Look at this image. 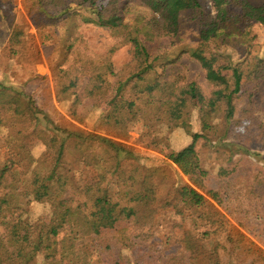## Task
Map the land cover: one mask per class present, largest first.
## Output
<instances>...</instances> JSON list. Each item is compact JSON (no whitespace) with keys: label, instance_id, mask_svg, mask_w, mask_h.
<instances>
[{"label":"trees","instance_id":"16d2710c","mask_svg":"<svg viewBox=\"0 0 264 264\" xmlns=\"http://www.w3.org/2000/svg\"><path fill=\"white\" fill-rule=\"evenodd\" d=\"M97 2L26 0L31 3L26 9L36 28L65 22L59 39L63 59L69 61L71 54L74 58L68 66L53 71L57 100L71 101L72 118L78 121L77 103L100 108L99 129L104 135L55 125L31 95L0 82V129L6 133L7 148L12 149L0 167V264H37L39 259L41 264H264V251L241 230L257 236L256 225L249 221L257 214L252 211L253 203L264 201L260 184L251 189L246 204L232 213L238 227L211 202L223 206L230 189L237 190L241 180H246L252 169H240L244 168L241 161L245 155L235 159L224 154L218 175H213L201 167L196 150L199 140L210 148H224L235 134L238 142L228 144L235 152L249 153L242 146L251 143L252 137L264 150V58L251 57L252 27L264 26V0H210L213 14L207 0ZM0 13L8 17L7 9L0 7ZM187 15H192L198 27L194 44L177 51L151 48L164 38L173 45ZM81 24L106 28L122 44L130 45L132 64L123 75L114 69L116 49L95 60L76 53V45L85 43L78 32ZM17 28L14 26V31L23 36ZM217 41L245 47L247 56L234 60L219 45L213 46ZM9 43L11 57L18 56V46L12 39ZM184 55L200 64L213 87L210 95L197 83L188 82L183 72L166 73ZM225 71L238 72L244 78L242 106L237 102V91L222 77ZM195 111L199 113L200 133L192 132ZM37 121L42 125L40 130L33 129ZM137 124L142 125L143 137H149L153 129L157 133L166 130L167 134L183 129L191 135L190 145L167 157L190 184L166 162L139 171L143 166L140 156L118 142L128 139L130 129ZM241 127L253 134L251 138L238 131ZM156 136L150 139L166 138ZM35 142L46 148L39 159L30 150ZM71 150L93 171L91 179L82 182L71 175L66 164ZM123 161H130L134 168L126 171ZM159 177H176L170 198L177 214H192L199 225L204 221L216 225L214 234L220 237L211 241L208 251L199 245L202 234L187 235L183 251L167 255L148 248L138 237L119 234L120 227L137 222L141 206H151L157 194L154 179ZM212 179L239 183L222 187L224 182L214 188ZM69 189L76 198L66 196ZM34 202L50 206L49 221L31 216L28 207ZM224 252L239 254L243 260L226 261Z\"/></svg>","mask_w":264,"mask_h":264},{"label":"rangeland","instance_id":"374dc122","mask_svg":"<svg viewBox=\"0 0 264 264\" xmlns=\"http://www.w3.org/2000/svg\"><path fill=\"white\" fill-rule=\"evenodd\" d=\"M106 3L107 0H98L97 2L98 5H105ZM29 4L31 3H26V0H0V7L8 10V17L6 19L0 13V82L12 85L16 89L25 91L31 95L35 99L37 106L47 114L55 125L71 131L104 135L99 129L100 108L85 103H77L76 112L81 118L78 121L72 118V102L57 100L53 71H56L58 66L62 68L68 66L74 58L71 54L69 61L65 62L63 59V46L59 39L65 31V22L54 27L50 26L38 29L28 15L26 5ZM206 5L213 14V6L210 0H207ZM14 26L22 31L23 36H19L14 31ZM197 29L196 21L193 20L192 15H187L182 20L181 30L173 45H170V39L164 38L151 48L153 50L168 49L170 51H177L187 44L192 45L196 41ZM252 31L255 39L251 49V57L261 56L264 58V26L255 24L252 27ZM78 32L83 37L85 43L76 45V53H82L95 60L106 55L111 49H116L112 55V61L115 71L120 73V75H123V72L132 64L130 45L122 44L119 39L110 34L108 29L91 24H81ZM11 39L13 40V44L18 46L17 49H19V55L15 57H11L10 53L9 41ZM218 45L221 49L232 55L234 60L244 59L247 56L245 47L238 48L230 43L223 44L221 41H217L213 46ZM175 53L177 54V52ZM177 72H183L188 82L197 83L204 94L210 95L212 93L213 87L207 83L205 73L200 64L189 56H182L175 65L169 66L166 70V73L170 75ZM222 77L231 90L237 91V96L239 97L237 102L242 106L244 104L242 98L244 94V78L240 73L233 71H225ZM261 115L264 117V112ZM191 125L192 132H201L198 111L193 113ZM41 128V123L37 121L33 129L40 130ZM238 131L246 134L248 138H251L253 135L248 131L245 132L244 127L239 128ZM166 132V130H161V133L160 131L157 133L153 129L149 137H143L142 125L137 124L130 129L128 139L118 140V142L131 147L140 156L143 166L139 171L143 173L144 167L150 168L161 164H168L167 157L171 153L182 150L192 142L191 135L187 134L183 129H175L170 134ZM156 134V137H166L165 140H151L150 137L154 138ZM235 136L236 134L230 137L228 144L238 142V138ZM242 140L245 141L244 139ZM204 142L203 140H199L196 147L199 163L202 168L208 170L213 175H218L222 159L224 158L223 155L226 153L229 156L232 154L235 159L239 155H245L241 161L244 168L240 167V169H246L247 171L252 169L246 176V180H241L240 185H238L239 181L231 184L229 180L220 182V180L212 179L214 188H217L224 182L226 183L222 187H226L227 184H231V187L238 185L237 190L230 189L229 197L223 206H218L215 202L211 201L216 206V209L227 216L232 225L238 227L232 213L239 211L246 204L252 188L260 184L262 192L264 191L262 189L264 188V150L256 137H252L251 143L242 146L249 151L247 154L235 152L228 144L224 148L219 146L210 148ZM7 144L6 133L4 129H0V167L5 164L8 154L12 150L7 148ZM30 150L32 156L35 159H39L44 154L46 148L41 143L35 142L30 146ZM66 164L71 170V175L77 178L78 181L83 182L84 180L91 179L94 175L91 169L79 161V154L75 150L67 153ZM122 164L126 171L134 168L130 161H123ZM170 165L168 166L174 170L173 172L176 171L180 175L184 183L190 184L188 178L176 166ZM260 167H263V169H260ZM154 180L157 185V194L152 200L151 206H141L137 222L120 227L119 234L126 237H138V241L147 245L148 248L165 255L178 254L183 251V239L187 235L200 236L202 234L200 236L202 239L199 241L201 244L199 245L206 247L205 249L208 251L211 241L220 237L214 234V231L216 232L217 230L216 225L210 226L206 224V221H204V225H199L194 222L193 218L196 217H193L192 214H185L184 216L177 214L174 210V202L170 198L173 196L171 184L176 180V177H159ZM152 181V179L149 181L150 184H152ZM66 196L68 198H76L74 192L70 189L66 191ZM28 210L31 216L49 221L51 211L48 204L34 202L31 203ZM252 211H257V214L250 216L249 223L256 225L257 236L254 237L246 233L244 229L241 230L264 251V201L254 202ZM208 212H210V209L206 210L205 214ZM209 230L212 231L211 235L204 234ZM86 243H89V241H86ZM123 253L130 255V251L126 249H123ZM224 253L226 261L237 263L243 260V256L239 254L231 255L230 253ZM238 253L241 252L238 251ZM201 257L203 258V255ZM38 261L37 264H41L40 259Z\"/></svg>","mask_w":264,"mask_h":264}]
</instances>
